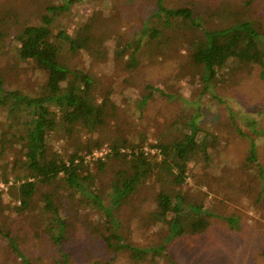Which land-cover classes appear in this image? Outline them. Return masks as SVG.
Returning <instances> with one entry per match:
<instances>
[{"label":"trees","instance_id":"1","mask_svg":"<svg viewBox=\"0 0 264 264\" xmlns=\"http://www.w3.org/2000/svg\"><path fill=\"white\" fill-rule=\"evenodd\" d=\"M103 1L108 5L110 0ZM150 1L155 6L149 11H135L142 23L130 41L122 39L136 19L131 15L126 21L121 10L106 15L105 5L93 4L91 14L69 34L60 21L73 0L0 1V180L7 188L0 186V264H75L95 256L97 248L114 255L81 264H112L120 252L126 264H160L162 254L178 264L168 248L173 239L202 236L214 217L239 227L235 215L212 212L187 179L204 184L212 156L230 155L238 166L232 170L239 181L233 193L254 198L247 171L263 169L256 139H247L236 124L248 140L247 153L236 162L230 151L240 141L231 136L232 124L210 129L198 122V111L187 114L180 106L165 123L159 103L171 113L175 94L154 80L140 83L139 65L142 56L148 70L169 57L170 68L179 69L175 76L202 84V92L214 96L211 86L230 69L236 80V69L264 68L261 7L234 11L232 19L222 17L225 21L215 26L206 20L203 26L205 15L195 16L191 6ZM110 38L116 45L106 53L122 82L113 75L105 83L84 63L87 56L93 58L95 45ZM133 85L138 97L121 102L114 96L115 90ZM142 117L145 125L137 120ZM102 149L104 154L95 155ZM199 168L206 169L200 176ZM17 199L20 203H13ZM143 201L154 206L147 213ZM134 217L152 227L167 226V233L149 245L125 242L124 231Z\"/></svg>","mask_w":264,"mask_h":264},{"label":"rangeland","instance_id":"2","mask_svg":"<svg viewBox=\"0 0 264 264\" xmlns=\"http://www.w3.org/2000/svg\"><path fill=\"white\" fill-rule=\"evenodd\" d=\"M17 1L19 3L22 2V0ZM38 1L41 2V0ZM10 2L8 5H11ZM164 2L168 3L169 6H191L195 10V16L199 12L202 17L205 15L206 19H201L203 26H208L206 20H209L208 23L211 26H215L225 21L222 17L230 18L233 15H237L234 11L248 9L253 11L258 6L261 7L259 15L264 17V6H262L261 0H254L251 3L247 2V0H164ZM105 3L103 0H73L69 9L61 17L60 22L64 25L67 33L74 34L77 26L83 23L91 14L93 4L98 7L105 5L103 8L106 15L116 14L117 11L121 10L126 21L131 15L136 19L134 28L129 35L122 39L130 41L132 37H135L134 33L140 31L139 24L142 23L137 19L138 13L135 11H140L139 13L143 14L145 10L149 11L155 6L154 1L151 2L150 0H110L107 3L108 5ZM29 5L31 6L32 3H29ZM34 6L35 4L31 7L32 10ZM219 10H221L223 16H211L213 12ZM229 12L233 14L227 16ZM124 28L125 26L121 27V30ZM115 40V38H110L105 40L103 46L95 45L93 47V58L89 56L84 58V63L92 69H96L106 81L105 83H108L113 78L114 72H116L112 71L110 67L112 57L106 53L114 52ZM141 58L143 60L139 67L144 78L140 83L154 80L158 82L159 86L168 85L170 92L175 94V98L169 102L173 109L171 113L170 110L164 107L163 103H159L164 108H162V116L164 117L162 119L165 123L170 120L173 112L179 111L180 106L187 114L198 111V122L210 129L217 126L228 128L229 126L223 123L225 121L232 124L234 127H232L233 134L231 136L235 133L236 137L239 138L238 141H240L237 143L235 150L230 151L233 153L236 162L247 153L245 148H247L246 143L248 142V140L244 142L242 134L236 130L239 126L243 132L249 134L246 137L247 139L250 140V137L256 139L258 144L257 152L263 168L260 171L255 166L247 171L253 177L251 181L253 185L252 194L255 197L252 199L248 198L246 194L236 197L233 193L232 189L239 184V181L237 179L238 173L234 175L232 170L235 166L236 168L238 166L233 163L230 155L225 157L220 153H215V157L212 156L208 161L210 165L208 169L209 177H207L204 184L197 186L194 178L188 177V187H193L192 192H198L200 198H204L212 212L223 217L235 215L238 217L239 227L231 228L226 219L214 217L212 218V225L202 236L188 239L175 238L170 241L168 248L171 258L178 264H264V68L256 64L251 67L236 69L235 75L238 77L236 80L232 78V69H230L223 80H219L214 86H211L214 92V96H212L210 92H202V84L187 82L186 78L175 76L174 74H177L179 69L170 68L171 59L169 57L165 59L161 57L155 61L156 64L150 65V74H148V67L144 69V62L148 60L144 61V56ZM150 76H153L154 79ZM39 77L44 79L45 76L40 72ZM115 78L117 82H122L123 78L118 74ZM135 88L136 86L134 85L123 86L121 92L118 90L114 91V96L118 97L121 102H126L127 97L133 99L139 96L140 90L138 91ZM157 100L162 102L160 98H157ZM137 120L145 125L144 117L141 120ZM249 120H255V126L250 125ZM220 123H223V125H218ZM224 132L225 130L222 131L221 136L224 135ZM232 145L234 146L235 144L232 143ZM58 148L63 151V146L58 145ZM97 151L100 155L104 154L106 149ZM196 166L200 167L199 164ZM197 170L199 176L206 171V169L202 168ZM3 182L4 180H0V186L7 189L4 187L6 184ZM12 182L13 180L11 179L10 183ZM257 197H260L258 201L255 200ZM15 202L19 204L20 200H13V203ZM153 207L147 201L142 202V210L145 213ZM165 233H167V226L160 228V226L156 225L152 227L146 223L145 219L141 221L140 217H134L131 219L130 227L124 231L123 240L134 245L144 246L161 241ZM45 244L49 246V242ZM94 253L95 256L93 257L85 256L81 261L77 259L75 264H81L90 258L110 260L111 256L114 255L112 250L104 251L100 248L95 249ZM122 255L123 253L120 252L117 259L114 262L112 261V264H126L124 259L120 258ZM159 259L162 261L160 264H173L172 260L168 259L165 254H162Z\"/></svg>","mask_w":264,"mask_h":264},{"label":"built area","instance_id":"3","mask_svg":"<svg viewBox=\"0 0 264 264\" xmlns=\"http://www.w3.org/2000/svg\"><path fill=\"white\" fill-rule=\"evenodd\" d=\"M96 155H98V152H95ZM1 185V184H0ZM3 186V185H2Z\"/></svg>","mask_w":264,"mask_h":264}]
</instances>
